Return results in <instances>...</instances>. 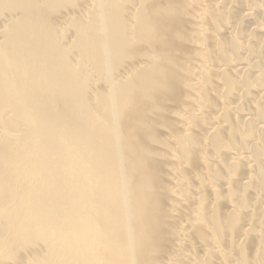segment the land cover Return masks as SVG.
<instances>
[{"label": "bare ground", "instance_id": "6f19581e", "mask_svg": "<svg viewBox=\"0 0 264 264\" xmlns=\"http://www.w3.org/2000/svg\"><path fill=\"white\" fill-rule=\"evenodd\" d=\"M0 264H264V0H0Z\"/></svg>", "mask_w": 264, "mask_h": 264}]
</instances>
